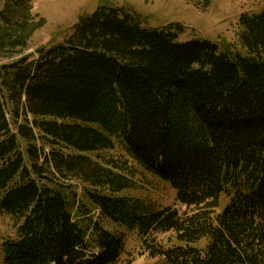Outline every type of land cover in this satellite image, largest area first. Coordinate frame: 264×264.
Listing matches in <instances>:
<instances>
[{
	"label": "trees",
	"instance_id": "trees-1",
	"mask_svg": "<svg viewBox=\"0 0 264 264\" xmlns=\"http://www.w3.org/2000/svg\"><path fill=\"white\" fill-rule=\"evenodd\" d=\"M36 18L32 0H6L0 50L26 49L45 23ZM142 19L105 1L63 43L0 66V209L17 221L3 264H120L124 238L90 210L78 220L77 194L41 178L90 185L100 216L136 230L159 264H264V10L239 18L249 55ZM28 114L32 125L18 122ZM35 129L53 148L29 146L28 165L20 139ZM113 136L176 189L184 212L118 196L130 176L89 155L113 148ZM154 232L182 244L148 241Z\"/></svg>",
	"mask_w": 264,
	"mask_h": 264
},
{
	"label": "rangeland",
	"instance_id": "rangeland-1",
	"mask_svg": "<svg viewBox=\"0 0 264 264\" xmlns=\"http://www.w3.org/2000/svg\"><path fill=\"white\" fill-rule=\"evenodd\" d=\"M5 1L0 0V10ZM105 1L134 9L141 14L143 24L147 27L162 28L169 27L171 24L174 27V25L181 24L184 28L183 32L179 33L181 41L208 38L217 43L220 49L228 48L244 55H249V53L239 41L242 31L239 18L243 13L253 14L264 10V0H32L33 12L37 15L36 21L43 19L45 23L35 29L28 39L26 49H16L12 55H8L6 50H0V66L12 63L25 54H31V59H36L39 47L63 43L73 33V26L77 23L79 16L93 12L100 3ZM7 108L8 117L13 122L12 105L8 104ZM35 118L32 114H28L27 117L22 115L18 122L32 125ZM12 129L16 131L15 123L12 124ZM35 131L36 139L31 141L20 139V146L28 165H31L27 154L29 146H36L38 150L46 152H50L53 148L42 133L36 129ZM113 139V148L91 152L89 155L105 164L112 160L119 164L125 174L130 176L133 185L119 193L118 196L138 198L155 210L173 207L184 212L187 209L176 199L177 191L169 182L135 161L119 137L113 136ZM65 151L73 152L70 149H65ZM48 176L54 178V175L49 174ZM54 179L52 182L41 178V182L48 185L57 183L77 194L78 200L74 214L78 215V220L83 221L79 217L80 212L90 210L88 215L90 218L101 219L107 229L124 238L125 249L120 258V264H159V258L151 257L145 251V245L136 230H129L100 216L99 209L86 195V190L92 189L90 185L78 179ZM16 237L17 221L0 209V264H3V241L6 238ZM153 240L162 243L165 247L182 244L172 232H154L148 241L154 243ZM204 244L205 242L202 241L197 245L203 246Z\"/></svg>",
	"mask_w": 264,
	"mask_h": 264
}]
</instances>
